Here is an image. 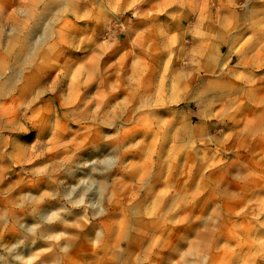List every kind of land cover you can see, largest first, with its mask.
<instances>
[{
    "label": "rangeland",
    "instance_id": "rangeland-1",
    "mask_svg": "<svg viewBox=\"0 0 264 264\" xmlns=\"http://www.w3.org/2000/svg\"><path fill=\"white\" fill-rule=\"evenodd\" d=\"M0 264H264V0H0Z\"/></svg>",
    "mask_w": 264,
    "mask_h": 264
}]
</instances>
